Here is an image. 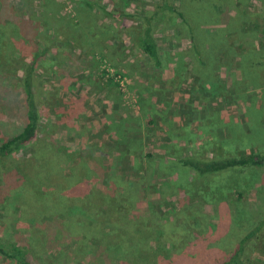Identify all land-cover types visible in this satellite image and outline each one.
<instances>
[{
  "label": "rangeland",
  "instance_id": "1",
  "mask_svg": "<svg viewBox=\"0 0 264 264\" xmlns=\"http://www.w3.org/2000/svg\"><path fill=\"white\" fill-rule=\"evenodd\" d=\"M26 80L40 126L0 160V241L35 264H91L75 238L128 219L124 250L154 236L210 263L264 219V164L183 163L264 153V0H0V140L28 121ZM258 234L244 264H264Z\"/></svg>",
  "mask_w": 264,
  "mask_h": 264
},
{
  "label": "trees",
  "instance_id": "2",
  "mask_svg": "<svg viewBox=\"0 0 264 264\" xmlns=\"http://www.w3.org/2000/svg\"><path fill=\"white\" fill-rule=\"evenodd\" d=\"M84 3H86L88 7L93 6L90 1H86ZM160 12L161 10L158 11V13ZM178 13L182 15L181 12ZM77 32L78 36L80 37L83 32L80 26ZM146 38L147 40H144V48L148 53H150L152 57L156 58L157 60L158 56L156 44L151 39L149 34L146 36ZM26 81V91L28 96V121L21 132L6 139L0 140V160L3 157H7L19 151L22 147L37 137L38 134V129L40 126L39 107L34 97L33 88L29 80ZM183 163L184 165H188L195 169L199 175H205L237 166L245 167L250 165H262L264 164V153L249 151L248 153H244L239 156H229L211 160L186 158L183 160ZM81 179L84 180L85 177L80 176L73 183V187L77 185ZM263 226L264 219L237 243L232 252L225 253L224 251H219L217 254L213 255L214 259L217 255H221L218 259L212 260L210 263L195 262V264H244L248 245L252 240L259 236L258 233ZM136 228L137 224H130L128 219L125 226V231H123V233L116 234L117 232L113 231L105 232L107 234L104 235L85 233L86 236H77L75 240L73 239L75 247L71 249L75 251L77 255H84L87 251L83 252L84 249L82 248V244H86L88 241L94 240L93 243H95L96 246L93 247V249L90 248L86 254V258H89V262L91 264H134L133 261L135 262V260H132L133 255H135L137 258L140 257V264H189L187 253L183 251L180 253L171 254L169 251H164L163 246L158 244V241L156 240L157 237L154 236H150L145 245L141 246L140 249H138L135 253L124 250L128 246L133 247V244L139 240V236L136 235ZM42 241V238L36 239L34 248L37 254L38 248L43 245ZM110 245H114V247H117L118 249L114 248V250H110ZM111 253L113 254L111 255ZM0 254L5 258L15 261L17 264H35L31 258L29 249L15 242L5 243L0 241ZM36 256L41 258L43 261L41 255L38 254ZM193 260L194 258H192V261L189 262L193 263ZM76 264L80 263L77 262Z\"/></svg>",
  "mask_w": 264,
  "mask_h": 264
}]
</instances>
